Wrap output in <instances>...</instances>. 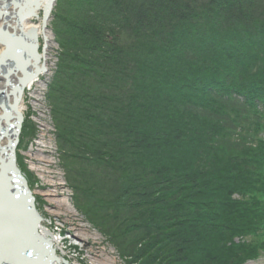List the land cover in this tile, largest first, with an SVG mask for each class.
Masks as SVG:
<instances>
[{
  "label": "trees",
  "instance_id": "trees-1",
  "mask_svg": "<svg viewBox=\"0 0 264 264\" xmlns=\"http://www.w3.org/2000/svg\"><path fill=\"white\" fill-rule=\"evenodd\" d=\"M53 30L77 210L126 264L257 259L264 0H57Z\"/></svg>",
  "mask_w": 264,
  "mask_h": 264
},
{
  "label": "bare ground",
  "instance_id": "bare-ground-1",
  "mask_svg": "<svg viewBox=\"0 0 264 264\" xmlns=\"http://www.w3.org/2000/svg\"><path fill=\"white\" fill-rule=\"evenodd\" d=\"M48 4L49 0H0V151L3 148L2 143L8 137L7 132L9 130L11 132L12 126L17 123V114L22 115L26 109L23 100L24 92L31 91L34 85L43 88L44 82L40 77L48 74L49 50L54 46L53 36L48 29L51 13V7ZM44 19L46 21L43 26ZM41 39L44 40V52L41 51ZM42 68L46 69V73ZM27 76L33 77L23 85L22 80ZM20 89L21 95L18 103L15 104ZM29 169L36 176L41 171L35 165ZM40 176L42 177L41 174ZM6 192L8 189L3 187L0 189V264H42L38 262V252L33 249L38 244L33 240L30 241L29 237L25 235L26 233L22 231L24 221L20 218L23 212L16 206L13 197L8 200V205H5L4 194ZM60 198L56 199L48 191L44 192V199L50 204L47 213L51 215L67 213L64 210L68 206L67 199ZM5 208L11 210L12 216H7V213L3 214ZM51 215L50 217L54 216ZM24 217L26 218L27 215ZM36 224L38 237L51 245V249L58 259V261H54V264L63 263L57 255V251L64 248L61 236L52 237L41 221ZM84 232L85 230L81 231V233ZM17 234L19 238L16 237ZM86 234H81L82 236L76 238L73 236V240H81L82 237L87 236ZM23 237H25L24 240ZM76 242L72 241L74 244Z\"/></svg>",
  "mask_w": 264,
  "mask_h": 264
},
{
  "label": "rangeland",
  "instance_id": "rangeland-1",
  "mask_svg": "<svg viewBox=\"0 0 264 264\" xmlns=\"http://www.w3.org/2000/svg\"><path fill=\"white\" fill-rule=\"evenodd\" d=\"M56 2L51 9L48 20V29L51 31L53 36L54 46L49 50L50 61H48V74L47 76L40 77V79L44 82V86L43 88H40L37 87V85H34L31 91L24 92L23 100L26 104V109L22 113L23 122L21 124L20 134L18 136L19 141L15 151L17 158L16 168L21 172L25 179H27L28 188L32 194H38L36 195L37 202L39 201V210L43 215L44 224L46 228H48V234H50L52 237L56 235L62 237L65 247L63 250H58L57 255L63 262H66L67 264H126V262L119 257L117 251L109 243L107 238L104 237L99 231H96L94 226L87 220V218L77 210L73 199H70V196H68L71 195L70 192L67 193L63 189H59V185L54 182L45 183L40 179L38 180L35 174L30 171L27 166V164L30 163L29 161H34L38 164L36 159L31 160V158L34 156L33 153L36 154V152H33V150L35 149L34 147L40 145V143L44 141L45 138H47L46 136L48 135L47 133L49 131H51V134L53 135L50 136L51 140L54 141L55 147H58L56 135L53 133L55 126L52 121L51 107L47 98L49 84L56 71L59 55V44L53 32ZM40 43L41 51L43 52V47H45L44 40L41 39ZM262 123H264V119ZM241 126L245 127V125ZM258 136H264V134L261 133ZM41 150V154L39 153L35 155L37 158L41 157V159H47L51 156V154L46 155L49 153L47 149ZM56 150H58L57 154L59 170H56L57 174L53 175V179L58 180L59 182L66 185L65 189L70 191L71 188L66 178V172L62 167L59 149L56 148ZM40 164H43V168L48 171H50L49 169H56L53 165L47 166V163L43 160L40 162ZM45 191H48L52 197L55 196L56 199L65 197L67 200H64L68 202V206L66 207L67 209L64 208V210L67 211V213H60L59 215L52 214L54 216H52L50 213H47L46 208L50 204L44 199ZM50 215L52 217H50ZM72 225L74 227L73 229H71ZM84 230L85 232L81 233V231ZM85 233H87V236L84 238L82 237L81 240H73V236L76 238L78 236H82L81 234ZM72 241L74 243L75 241L77 242L74 244ZM78 242L82 243L80 244ZM56 264H59V262ZM246 264H264V257L259 258V260L256 262H249Z\"/></svg>",
  "mask_w": 264,
  "mask_h": 264
},
{
  "label": "water",
  "instance_id": "water-1",
  "mask_svg": "<svg viewBox=\"0 0 264 264\" xmlns=\"http://www.w3.org/2000/svg\"><path fill=\"white\" fill-rule=\"evenodd\" d=\"M55 2L56 0H49L48 5L51 7V9ZM45 21L46 19L43 20V26L45 24ZM42 69L43 72L46 71V69ZM32 77L33 76H27L26 78H24L22 80L23 85H25V83ZM20 95L21 89L19 90V96L15 100V104L18 103ZM16 121V125L12 126L13 128L11 127V132H9L10 130L7 132L8 137L5 138L4 143H2L3 148L0 151V189L2 187L8 189V192L4 194V199H6L5 205H8V200L13 197L16 206L20 211L23 212L20 218L22 221H24V229L22 231L26 233L25 235L29 237L30 241L33 240L38 244L37 247H33L34 251L38 252V255L36 254L39 258L38 262H41L42 264H54V261H58V259L55 257L53 250L51 249V245L37 235L38 233L35 225H37V222H40V218L38 217L34 209V199L31 195V192L27 188L26 181L15 165V149L18 144V136L20 134L21 124L23 121L22 116L17 114ZM10 211L11 210H9L8 208H5L3 214L7 213V216H12ZM24 215H27V217L25 218ZM16 237L19 238L18 234L16 235ZM24 239L25 237H23V240ZM63 264L67 263L63 262Z\"/></svg>",
  "mask_w": 264,
  "mask_h": 264
},
{
  "label": "built area",
  "instance_id": "built-area-1",
  "mask_svg": "<svg viewBox=\"0 0 264 264\" xmlns=\"http://www.w3.org/2000/svg\"><path fill=\"white\" fill-rule=\"evenodd\" d=\"M47 134H48L46 136L47 138H45L44 141H42L40 143V145L34 147L35 149L33 150V152H36V154L33 153L34 156L32 157V159L33 160L36 159L40 166L37 163H35L34 161H33V164L41 169L40 174L42 175V177L39 176V179L41 181H44L45 183H53L54 182V183L59 185V187H58L59 189H63L65 192H67L66 191L67 189H65V185L63 183L59 182L58 180L53 179V175L57 174L56 170L57 169L59 170V167H58V155H57L56 147L54 145V141H52L51 138H50V136H53L51 134V131H49ZM43 147H45V148H43ZM41 149H47L49 151V153H47L46 155L51 154V156L49 158H47V159L46 158L41 159V157L37 158L35 155H37L39 153L41 154V151H42ZM38 159H40V160H38ZM42 160L47 163V166L48 165L49 166L53 165V166H55L56 169H53V170L49 169L50 171L45 170V168H43V164H40V162ZM42 171H43V173H42ZM73 228L74 227L72 225L71 229H73Z\"/></svg>",
  "mask_w": 264,
  "mask_h": 264
}]
</instances>
